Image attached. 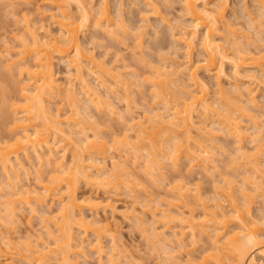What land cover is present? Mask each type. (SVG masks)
<instances>
[{
    "label": "bare ground",
    "instance_id": "bare-ground-1",
    "mask_svg": "<svg viewBox=\"0 0 264 264\" xmlns=\"http://www.w3.org/2000/svg\"><path fill=\"white\" fill-rule=\"evenodd\" d=\"M48 1L50 2L49 4H52L57 9L53 11L50 15L57 23V26H59L58 34L57 35L52 34L51 30L47 27V24H45L44 22L40 24V27H36L35 25H33L34 21L33 22L27 21L25 26L27 31V33L25 34L27 35H23L20 38L22 47L19 48L22 49L13 52L14 54L16 53V55L18 56L16 55L14 56V54L10 52L11 48L13 47H10V45H8L9 44L7 43L8 40L6 41L7 46L6 45L4 46L6 47L4 51L9 52L7 53L8 55L10 53L12 54L11 56L9 55L10 58L6 57V59L9 58L6 62L11 64L9 67H11L12 65L17 66L14 68L17 69L19 75L24 74V78H22V85L20 88L21 91L20 95L21 94L22 95L19 97H22L23 99L21 98L20 99L25 102L21 105L22 107L21 110L16 111L15 109L16 112L14 111V114L16 115L13 123L14 124L13 128L15 130L13 145L10 146L11 143L7 142V141H11V139L7 141L0 139V167L3 169L4 177L7 179V180L6 179L2 180V182L4 181L5 182L3 183V185L0 186L1 187L0 191L3 190L2 189L3 186L7 184L11 189L10 190L11 192L9 193H11V195L13 196L12 197L11 195L10 196L5 195L6 199H4V201L3 199L2 200L0 199L1 202L0 206L2 208L4 207L6 208V209L4 208L5 209L4 213L6 214L5 216V214L1 213L2 212L1 210L3 209L0 207V214H2L0 216L2 217L0 218V220L3 219L4 217L5 219H8V222H12V223L15 222L16 216L21 211L22 207L24 208L26 205L29 206L30 209L34 212L37 210L36 209L37 207L35 206L36 204L37 205L40 204L42 207H45V205L47 204L46 207L47 206L51 207L50 203L52 204V202L53 203L55 202L52 201L53 199L59 201V206L55 209L57 212L55 210L53 212L51 207L48 208L49 210L45 209V212L43 211L44 213H42L41 215L42 221L44 222L42 223L44 225L46 233L49 236L48 238L49 240L45 239V237L42 234H39L37 238L35 237V239L34 237L28 236L29 239L26 238V240L27 239L28 240L24 241L23 243L24 248H23V245L21 247V245H18L16 243L18 245L17 246L15 244V242L13 241L14 240L13 235H11L12 236L11 237L10 234L8 235V233L6 234L3 231L0 232V236H1L0 240H2L0 241L1 243L0 264H13L14 263L13 255H17L18 253H20L24 257V259L27 260L28 262L27 264H51L50 263L51 259L49 258V256L52 253L56 254L54 255L58 260L56 264H82V261L80 258L78 259V256L82 254L84 256L86 255L87 253V251H85L87 248L86 246H90V247L92 246V248L96 250V252L98 253V264H121L122 263L121 261H123L122 258L124 257L128 258L132 254L130 252H129L130 254L129 253L127 254V252L125 253L126 248L125 250H123L124 248L119 247V245L120 246L122 245L121 241H120L121 243L119 242V244L114 242V240H116L118 236L115 234L116 232L113 231L114 227L112 226L111 222L109 221L107 222L104 218L103 219L105 221L102 222L101 220L102 218L100 219V217L98 216L99 215L98 209L100 210V207H102L101 209H103L109 206L115 210V205L113 204V200H111V197L109 199L108 196H106V198H104V196L101 197L102 194L101 195L97 194L98 192L94 193L95 191L91 193L90 192L91 190L89 191V189H92L91 187H95L97 185V187H101V188L106 187L107 192L110 193L109 191L110 189L108 188H111L113 192L114 188L116 189L121 183H123L124 185H126V187H128L127 189L129 191H127V193H132L134 190L133 188H130L132 187L130 185L131 184L130 181L132 179L130 178L131 180H129L128 178L130 175L134 174V172L133 170L130 171L131 169L129 170V167L127 165L122 164L123 161L122 162L120 161L121 162L120 163L118 160L115 159H114L115 161L112 160L113 164L110 168V166H108L107 164L108 163L106 158L107 154L105 153L107 151H104L105 149H107L106 147H108V145L106 146L107 139L105 141L102 135H99L100 133H98L96 130L95 131L93 130L95 134L93 133L94 135L92 136L88 135L89 133L86 134L87 131L85 130L87 128L85 129V127L87 124L84 122L85 120H82L84 118L81 119L78 118H80L81 117L80 115L82 114V117L84 115L88 119L87 116L91 114V111L89 113L90 108L88 109V107L95 105L98 107L96 110H98L99 108L106 109L105 107L108 108L110 106L112 108L111 109L109 108V110H111L109 112L114 111L115 107L113 103H110L111 99L109 97L111 96L109 94L111 93L113 94L114 91L118 89L116 85L119 86L123 84L122 86H124L125 89L123 87L122 88L124 89V91L126 90L125 91L126 95L130 94V91L128 90L129 89L128 87L130 85L128 86L127 84L128 79L124 75H121L123 72L119 71L120 67L118 63L114 64L113 61L112 62L110 61L108 63L109 60L108 61L102 59L98 60L96 55H94V52H92L93 54L91 53L88 54V51H86L87 46H85L86 44H84L85 41L82 40V35L88 32L87 31L89 29L88 26L92 28L91 26L92 24H94L96 27L97 26L101 27V29L103 28L105 31L107 30L106 32H108L109 34L110 33L114 34L117 31V29L120 28V27L117 28L118 25L116 29L113 28L115 22L118 24L121 23V25L119 26H121L123 29L122 31H124L128 35L129 31L126 30L127 27L124 26L126 25L124 23L125 19H123L122 17L124 16L123 11L125 10L124 7L125 2H123L124 0H117L115 2L114 10L116 12L113 11V13L114 12L117 13L118 19L120 20V21L117 20L118 21L117 22L116 20H114L115 18L112 15L113 14L112 5H111L112 0H98L96 3H94L93 0L92 1L48 0ZM145 1L148 5H150L151 3L150 6L153 9L156 8L155 11L153 9L152 11L154 12L159 11V9L156 6L157 0H155L156 2L154 0H145ZM182 1H183V6H184L183 8L185 14L187 15L186 16L187 18H185L187 22H185V20L183 23H181L183 20L178 21L180 22L179 23L180 28H178L180 29L179 32L180 34L177 33L178 32L177 30L174 34L175 38L172 41L178 40L180 42L179 44L181 43L184 44V48H186V53L184 52L185 55L183 56H186V59L179 60L178 58H175L176 56H173V58L171 56V59H169L170 56L165 55L166 57L160 56L161 58H159L158 60L160 59L161 60L157 62L159 64H157L156 61L155 62L153 61L152 65L150 64V61L148 62L150 65L149 67L152 66L150 68L151 72L149 73L151 74L153 73L150 76L151 78L148 77L149 80H147L149 81V83L151 82L152 90H154L153 91L154 93L151 94H154L155 97L154 100L157 98V96L158 99L161 97L159 99L161 102L160 101L158 102L159 103L158 107L156 105H154L156 106L155 108L150 107L151 108L150 111L152 112V114L150 115L149 113L143 114L146 116L144 120L138 119L137 121L136 119L138 116L134 118V115L131 119L132 122L128 118L130 122L129 123L130 126L126 128L128 130L129 129L131 131L135 130L134 132H137L135 135L138 138V140H136L137 138H133V140L131 139L132 141H134L133 147L135 151L131 147V144L130 145L128 144L130 143V139L127 136L129 135L128 130H127L128 134L127 135L125 134L126 137L124 135L125 141L124 138H122L121 141L118 140L116 136L115 138L118 142L120 141L119 143L123 141V143L119 145H123V146L125 145V147L129 145L127 148L128 152L127 149L125 150L127 153H130V151L133 150L134 153L133 152L132 153L135 155H133L132 161L134 162H132V167L135 165L134 168H137L136 167L137 163L138 164L143 163V161L142 162L140 161L142 158L139 159L140 157H142L141 156L142 149H146V150L150 149L149 151L147 150V153L143 152V157L146 155L148 156L145 157L143 165L140 166L139 164L138 166L144 169L143 172L151 176L152 179L154 178L156 179L157 177L159 178L160 176L162 177L164 174H166L165 168L167 170V167L163 165V162H165V160H170L171 163L169 162V165L172 164V166L178 167L180 166L181 161L183 160V156L185 158L187 157L189 162L188 164H191L188 170L191 167L197 166L196 164H198L199 166L202 164L201 167L203 166L205 169L211 167L212 169L214 170L216 169L217 171L218 165L215 162L214 154L209 149L211 148V146L208 143H207L208 145H206L205 144L206 142H204V140L205 141L207 140V137L205 135H207L209 138L212 137V135H210L211 133L213 134V136H216L217 135L216 130L222 127L221 129H225L224 130L225 132L227 131L231 136H233V138H235V142L238 144L237 148L235 147V149H237L235 151V153L237 152L236 156H238L239 154V156H241L242 158L244 157V159H246V161H243V166L246 163L248 164L251 163L253 167H251L250 169L248 168L246 169L248 170L253 169V173L252 171L251 172L248 171L250 172L249 175H246L245 173L242 181L245 180L246 185L243 186L242 184V186H238L240 187L239 189H236L237 185L235 186L233 182L229 181L230 179L228 180L225 179L229 182L226 183L228 187L226 184H223L227 188L224 187L220 182L221 185L218 184V186L215 188L217 195L214 192L212 195H210L212 197L208 198L209 200L206 199L209 195L206 196L205 193L202 192L203 190L199 188L201 186L199 185H198L199 187L196 186L198 191H195L197 189L189 185L190 181L189 182L182 181V183L178 182L179 184L176 187L174 186V189H176V191L174 190V193L176 195L178 193V195L177 196L174 195V196L175 198L181 197V201L183 202L185 201L183 206L184 208H182V206H180L179 203L176 204L174 203L173 200L171 201L170 199L167 200L161 199L162 205L161 204L158 205V203L155 202H154L155 205H153L151 204L152 201L150 202V200L145 197L146 198L145 200L149 201L150 203L144 201L145 204L143 205L144 206L147 205L146 206L147 209L146 208L145 209L151 212L149 214H152L151 216L152 222L151 220L147 222L146 220L148 218H144L142 216V214H144L142 211H141L142 214L139 215V213L136 212L137 209L136 210L132 209L134 211V212L132 211L134 214L132 213L133 215L131 214V216L135 217L134 219L137 221L135 222L139 224L141 230L143 228L144 230H146L145 228L146 225L148 224L151 225V227L148 228L147 230L149 231L152 228L151 232L150 231L147 232V234L148 233L151 234V236L150 234L148 235V238L149 239L151 238L150 241L153 240L152 242H154V245H152V247L153 246L156 247L155 250H157V254L159 253L160 257H162L161 255L163 253L166 254V256H168V257L165 256L166 257L165 259L169 260V257L170 259L173 257L172 252L176 251L174 249H176L175 246L178 244L179 247H182V250H184L185 248L188 249L189 247L188 250L185 249V252L188 251L187 252L188 255H187V259L184 260L189 262L190 264H207L206 262L209 261L207 258L210 256L209 253L213 255V257L212 256L211 257L214 258L215 260L213 262L214 264H264V230H263L264 228L263 226L261 227V224L264 225V213L260 211L261 212L260 214L259 213L253 214V210L255 208L253 209L252 206L253 204L251 203L252 200H254L253 196L255 195L254 194L255 190L260 191L261 194L264 193V173L262 172H261L262 174L260 173V171L263 170V165H264V161H261L260 157L262 156L263 158L264 156L263 154H261L260 157L258 155L255 157L251 156V154L252 155L255 154V152L250 153V151L254 150L253 149L254 147L252 146V150L249 149L250 151L248 152L247 149L245 148L246 146L244 145L245 141H249L250 139L252 140V141L250 140L251 142H253V140L261 141L264 137L263 136L264 127L259 120L261 118L257 116L258 115L257 113H256L257 115L255 114L256 115L255 116L254 113L249 112L250 111L249 108L255 107V105L257 106L261 101L260 99H262V98L258 99L259 97V94L257 93L258 84L257 87L255 88L250 84L251 83L250 80L251 79L258 80V77L259 78L262 77L263 81H261L262 79H259L258 83L260 81L264 82V48L262 49L259 48V45L261 47H264V45H261L264 44V38L258 32L259 35L257 36L260 37H258L259 39H257V41L259 40L258 41L259 44H256V46L258 45L257 47L255 46L256 48L251 46L252 42L250 43L251 39L249 38L252 36L249 37L247 35L249 38L245 37L246 39L242 37L245 39L247 43L245 41H239L240 39H238L237 37L240 34L238 36L235 35L236 29L232 26L234 23L230 21L228 17H226L228 0H182ZM256 1L258 2L257 4L259 5V7L257 6V8H259L260 11L261 9H264V0H256ZM91 2L93 4H91ZM73 3H76L75 5H77L76 7L78 8L77 11H79L78 12L79 15H77L76 14L77 12L73 10L72 13L71 4L74 5ZM244 4H246L244 5L246 6V8L243 6L247 12L246 14H248V17H250L249 22L251 23V21L253 20V23L256 24L255 22L257 20L259 21L260 19L259 15L261 16L264 15V10H262L263 14L258 13L259 18H257L255 17V15L252 14L251 12L252 9L250 8V6L249 7L247 6L248 3H244ZM236 11H234L235 14H237ZM98 13L99 15H97ZM73 14H76L77 16ZM94 15L96 17H94ZM158 16L162 17L163 15L158 14ZM263 17L264 16H262V18ZM148 19L150 20L149 17ZM148 19L147 22H149ZM169 21L168 23L170 24ZM253 23L251 24L248 23V24L249 26H252L253 29H255ZM258 24H260L259 26L262 27L263 23L262 24L257 23V25ZM257 25H255L256 29H258ZM169 27L171 28V26ZM176 27H174L175 30ZM38 28L42 29L43 32L42 34L39 32ZM128 28H130V26ZM200 29H203V31H200ZM224 30L227 32L226 35L224 34L223 36L222 33L224 32ZM199 31L202 33H200ZM140 32L137 33L135 32L136 34L134 33L135 34L134 37L138 38L136 39V42L140 40L138 41V43H136V45L143 47L144 42L142 38L144 37H142L141 35H143L144 33L141 32L142 33L141 34ZM117 33L118 31L115 34L120 37L119 33L118 34ZM176 33L178 35H176ZM115 34L114 37L116 38ZM119 37L117 39H119ZM247 38L249 39V41L247 40ZM243 42H245L246 44H244ZM249 44L250 46H247ZM176 45H178V43ZM197 46L198 48L200 47V49L202 48V52L199 51V54L200 53L202 54H200L201 57L197 56L198 58H195L194 54H195V48ZM180 47H182V45ZM230 48L232 50H229ZM196 51H198V49ZM22 53L24 55H22ZM56 56H59L58 57L59 60L61 59V61L63 60L66 61L67 66H69L70 68L69 71L71 69L73 71L74 69V71L76 72V73L75 72L69 73V74L73 73L71 74V76L68 75V77L70 78L72 77V75H75L73 78H75L76 82L75 81L71 82L73 78L72 79L69 78L70 81H68L69 83L66 89L62 86L61 80L58 76L59 72L55 67ZM28 57H31L32 62ZM117 57L118 58H116V62L118 61L120 62L122 58H119V55ZM144 58H145L144 56L143 57L141 56L140 60H145ZM167 59H169L170 61H168ZM8 63L7 65H9ZM121 66L123 67L126 65L123 64ZM228 66H230L229 70H228ZM116 67L117 68L119 67L118 68L119 70ZM243 68L244 69L247 68V69L243 70ZM203 69L204 71L210 74V78L211 76L213 77L211 79H213V82L216 85V87L214 86L216 90L213 87L214 88L213 92L216 91L215 94L211 91L212 90L211 88L212 86H210L211 80L205 79L203 77L204 73L203 74L201 73ZM256 70L257 71L261 70V72L258 73ZM182 72L183 73L186 72L187 74H189L188 78L190 79L188 78L186 79L189 81L191 80L190 85L193 84L194 86L193 85L192 86L195 88L192 87L193 89L190 90L191 88L189 87L191 86L188 87L189 81L187 82L186 79L184 81L183 80L184 77L183 78L181 77L183 75H179V73L181 74ZM230 72L235 77V80L233 79L234 80L233 82L230 81V83L235 84L232 85V87L230 86L231 85L230 83H229L230 87L228 85H224L226 83V82L224 83L225 81L224 78L228 77L230 80L232 78V76H230L231 75ZM135 73L134 75L138 76V74ZM168 75L172 77L169 79ZM174 75L176 76L173 77ZM90 76H94L97 78V80L99 81L97 82L101 84L100 88H98L99 84L97 86L96 83H92L93 80L92 79L90 80ZM146 76L145 79H148ZM165 79H167L169 82H166L167 80ZM177 79L183 80V82L179 80V82H182V83H178L179 85L180 84L183 85L184 82L188 84V85L185 84L186 88L184 87L186 91L182 90V87L184 85L183 86L177 85L176 83V81L178 82ZM248 79H250L249 80L250 83L246 81ZM170 82L172 84L176 83L175 86H179L177 90L180 93V95H182V92L185 91L184 96L181 97L175 96V90L173 95L172 94L173 91L171 92L169 89L173 90L176 88H172L170 86L172 85ZM167 83H170L168 86L170 88L167 87ZM76 86L77 87L81 86V87L77 88ZM102 86H104L103 88L106 87L105 90L107 91V95L104 89H103V91H105L104 95H102L103 91L101 92L99 91L101 90ZM63 88L66 90V92L62 90ZM82 88H83L82 92H84V94H86L87 97V99L85 98L86 103H84V101L83 103H81L82 102L81 100L84 97L83 98L80 97L82 96L81 95L82 92H80L79 90L80 89L82 90ZM152 90L150 89V92ZM167 91L170 93H168ZM115 92L117 93L118 90ZM60 93L64 95L68 93V95H66V98L70 99L69 102L72 103L70 105L73 106V107L71 106L70 108L71 112H68L67 115L64 113V118L61 117V115H63L61 113L62 111L61 105L58 108L56 107L57 109L55 108V110H57L56 112H54L55 110L51 107L52 106L51 103L54 102L53 99H55L54 97H58V94L60 95ZM211 93H213L215 96H212L213 94ZM78 94L80 96H78ZM169 94L170 95L172 94L174 96L173 100L170 99L172 100V102L169 100L168 97ZM262 95L264 96V94ZM246 100L250 101V102L247 101V103L254 105L249 106L248 108L247 105L249 104L246 103ZM242 103H245L247 105ZM103 104H107L108 106L105 105L104 107ZM13 105L18 106L19 103L15 102L13 103ZM84 111L88 115L83 114ZM116 111L118 112V110H115V113ZM238 112L240 113V115ZM78 114L79 116H76ZM92 114L90 116H92ZM119 114H121V112ZM245 114L246 115L248 114L247 116L249 117L248 118L249 122L246 121L247 124L245 123V120H243L245 118V117L243 118V115L245 116ZM196 115H198L199 118L202 117L200 120L203 121L205 125L199 124L200 120L195 119ZM66 116L67 118L65 119ZM119 116L123 118L122 114ZM133 118L136 121L135 120L133 121ZM39 119H41V121ZM211 121H213V123L219 121V123L217 124L221 127L218 126V128L216 129V127H214L216 126V124L214 125L213 123H211L212 125L211 124L209 125ZM261 122L263 121L261 120ZM248 123L253 124V126ZM66 124L68 125L65 126ZM129 124L127 123L126 126H128ZM197 129L201 133L202 141L200 139H195L196 134L194 131H197ZM59 133L61 135H58ZM67 133H70L69 135H71V137H68ZM72 133H75V135L73 136ZM79 133H81V135L85 133V135L84 134L83 136L77 135ZM193 133L195 134V136ZM208 133L210 134L208 135ZM62 134L65 135L71 141L68 140L67 143V139L65 136L63 138H59L60 136L62 137ZM131 134L129 135L130 138H131ZM160 135H163L164 137L162 136L160 137ZM133 136L134 134L132 135V137ZM204 137H206V139ZM64 138L66 143L62 141ZM164 140H166L167 144H165L166 142ZM257 143H255L256 146L264 142L261 141L260 143L258 144ZM261 145L259 147L257 146L256 148H260ZM71 146L73 147L72 149L69 148ZM262 146H264V144ZM67 150L68 152L69 151L73 152L72 153L73 156L71 155L72 156L71 161L70 159L67 158V153H68ZM33 151L35 153V162L34 159L32 158L33 153H30ZM103 152H104L103 155L105 156L101 155ZM258 152H260V150ZM23 154L26 157H28L27 158L28 162L32 163L33 165L35 163H38L37 165L39 167L35 165L36 167H38V169L36 168L35 170H37L38 172V176L36 177L38 180L37 182L40 185V189H38L36 185L34 188L26 187L23 184L25 186L24 187L22 183H20V185H22L23 188H21L22 186L19 185V181L22 179L21 178L22 168L27 169L25 170V172L28 173L29 170L28 167L30 166V165L28 167L26 166V164L28 165V163H25L26 160L25 161L23 160L22 158ZM138 160L140 162H138ZM233 161L235 160L233 159ZM45 164L46 166L48 164H53V167L50 166L53 168L51 169V171L53 170L52 172L53 174H54V170L56 171V174L54 175L52 174L51 178L49 175L48 181H45V179H43L44 177L41 172V168L43 165L45 167ZM135 170L137 169H134V171ZM254 171L257 172L258 174L255 173ZM1 172L2 170H0V174ZM242 172L240 174H242ZM251 175L253 177L250 178ZM255 175L260 181H258L257 178L255 179ZM158 178L156 180H158ZM249 178L253 181H250ZM159 181L161 180L159 179ZM2 182L0 181V184ZM83 182H85L89 186V188L87 187L88 188L87 190L89 192L84 191L80 193L81 192L80 188ZM247 182L253 184V186L252 185L250 186V184L248 185ZM16 184L18 185V187ZM193 190L195 191V193ZM239 190L240 193L238 194ZM132 194H134V196L136 197L135 193ZM136 198H138V196ZM49 199H51L52 202L49 201ZM47 201L48 203L49 202L50 203L49 204L46 203ZM194 203H196V205ZM171 204L173 205L175 204L177 206L176 207L174 206L175 208H173ZM166 205L168 206L166 207ZM134 206L133 208H135ZM85 208L86 209L89 208V210L93 212V214L94 213L95 214L92 216H90L89 214L88 216L85 213L84 210ZM198 208L201 209L200 210L201 212L196 210ZM173 209L175 210L173 211ZM114 210H112L113 213ZM169 210H172L173 212ZM162 217H164L165 220H163L164 218ZM173 219L175 221L176 219H181L183 221L182 224L185 221L187 222V224L185 222L186 226L184 225L186 229L183 228L184 230L181 231L178 229L181 235L179 232H177L178 230L176 231L172 227L173 228L172 234L175 237L177 236V241L175 237L174 240L172 238L173 236L172 237L170 236L171 234H169L168 231L166 232V230L164 229L165 227L163 229H159L160 227L156 225L157 224L156 222L159 223L161 221L164 226L168 224L170 225V227L169 226L168 227L171 228L172 224H170L169 220H171L172 222L174 221ZM232 219L234 222H235L234 219L237 220V223H235V225L236 224L237 225L236 227L233 226L234 228H230L231 227L230 223L232 222ZM74 220L78 222L81 226H83L85 231L88 232L89 230L92 231L91 233L95 234L97 238L93 240L96 241L89 242V240H87L89 238L87 239L81 238L79 237V235H78L79 240H77L76 239L77 235H75L76 229L75 226H73V224H76ZM73 227L75 230L73 229ZM84 229L81 232H85ZM107 235L110 236L112 238V241L114 242L112 245V250L108 252L105 251L104 249L105 246L103 245V239H102L104 236ZM202 235L203 236L207 235L209 237L208 241L206 240V242H208V246L205 245L203 248L205 250H202V252L204 251L203 253H205V251L208 250L209 253L207 251L208 255L206 254L207 256H205V261L202 259L197 261L196 256L197 255L200 256L203 253L201 252L200 254L199 252V254H197L194 252H196L195 251V249H197L196 246L197 244H199L201 239H203L202 241H204L205 237L201 238ZM186 237H188V240H186ZM85 241H88L89 244L91 245L88 244L86 245L87 242ZM175 241L177 242L176 245L172 243ZM190 245L193 248H191ZM179 247L177 248L179 249ZM14 251L18 253L12 254L14 253ZM159 251H162V254ZM106 253L108 256L107 260H105ZM20 254H18L19 257ZM52 256L53 255H51V257ZM2 257H5L4 258L5 260H3ZM130 258L133 259L132 256ZM173 258H172V262L175 260ZM131 259L128 258L127 261L126 260L124 261H126V263L129 264ZM175 262L178 261L175 260ZM175 262L174 264H176ZM130 263L134 264L133 260H131ZM160 264L163 263L161 262Z\"/></svg>",
    "mask_w": 264,
    "mask_h": 264
},
{
    "label": "rangeland",
    "instance_id": "rangeland-1",
    "mask_svg": "<svg viewBox=\"0 0 264 264\" xmlns=\"http://www.w3.org/2000/svg\"><path fill=\"white\" fill-rule=\"evenodd\" d=\"M90 1H92V0H90ZM93 1H94V3H96L98 0H93ZM116 1L117 0H112V3H111V5H112V13H113V11H115L114 10L115 9L114 6H115V2ZM245 1L244 0H228L227 9H226V13H227L226 14V17H228V19L234 23L232 26L236 29L235 31L237 33L235 32V35H237V36L239 34L241 35V36L239 35L238 37L236 36L238 39H240L239 41H245V39H246L245 37L252 36V37H250V38L248 37V38L251 39V41H250V43L252 42L251 46L252 47H255L256 44H259V42H258L259 40L257 41V39H259L258 37H260V36H257V35L260 34L264 38V30H263L264 29V27H263L264 26V17L262 18V16H264V15H262V16L259 15L260 16V19H261V20L259 19L260 22L258 20H257L258 22L256 20H254V21H256L255 22L256 24L253 23V20L251 21V23L254 24L253 26H254L255 29H253L252 26H249V24H251L249 22L250 21L249 20L250 17H248V14H246L247 13L246 10H245L246 6H244L246 4H244V3H248L247 6L248 7L250 6V8L252 9L251 10L252 14L255 15V17H257V18H259L258 13L259 14L260 13L263 14L262 13V10H264V9H261V11H260V9L257 8V6L259 7V5L257 4L258 2L256 0H245ZM123 2H125L124 3L125 10L123 11L124 16H122V17H123V19H125V21L124 20L123 21L126 24V25H124V26L127 27L126 30L129 31L128 35L124 31H122L123 30L122 27L119 26V25H121V23L118 24V23L115 22V25L113 27V28L116 29V27L118 25L117 28H119V27L121 28V29L120 28L117 29L120 37L115 34L117 32L115 30L116 32L114 34H115L116 38L114 37V34L110 33L112 35L111 36L108 32H106L107 30L105 31L103 28L101 29V27H99V26L96 27L94 24H92V25L90 24L92 26V28L90 26H88V28H89L87 30L88 32H86V33H84V35H82V40L85 41L84 44H86L85 46H87L86 51H88V54H90V53L93 54L92 52H94V55H96V57H97L98 60L99 59L100 60L102 59V60H105V61L106 60L107 61L109 60L108 63L110 61L111 62L113 61L114 64H117L118 63V65L120 67V68L119 67L118 68L120 70L117 67L116 68L119 71H122L123 72L121 75H124L125 77H127V79H128V83L127 84H128V86L130 85L128 87L129 88L128 90L130 91V94L129 95L128 94L126 95V92H125L126 90L124 91L125 88H124V86H122L123 84L122 85H119V86L116 85L118 89L117 88H115V89H117L118 92L119 91L120 92L119 93L118 92L116 93L115 91H117V90H115L113 94L112 93L111 94L108 93L112 98L109 97V96H107V97H109L111 99V102L110 103H113L114 104V107H115L114 109L115 110H118V112L116 111V113H115V110L114 109H113L114 111L109 112V111H111V110H109V108L111 109L112 107H110V106L108 108L105 107V105L108 106L107 105L108 103L107 104H103L106 109L99 108L98 110H96L98 107L95 105V106L88 107V109L90 108L89 109V113H90V111H91V114L93 113L92 116H90L91 114L88 115L84 111L83 114H85V115L87 114L88 115L87 116L88 119L84 115L82 117V114L80 115L81 117L78 118V119L84 118L82 120H85L84 122L87 124L86 127H85V129L87 128L85 130V131H87L86 134L89 133L88 135H91L92 136V135L95 134L94 131L96 130L98 133H100L99 135H102V137L105 139V141L107 139V143L108 144L106 143V146L108 145V147L105 146L107 149H105L104 151H107L105 153L107 154L106 155L107 162H108L107 164H108V166H110V168H111V166L113 164V161L118 160L119 162L120 161L121 162L123 161L122 164L127 165L129 167V170L131 169L130 171L133 170L134 174L130 175L128 179L129 180L132 179L130 181L131 184L129 183L132 186L130 188H133L134 189L132 193H135L136 197L138 196V198H136L134 196V194H132V193H127V191H129L127 189L128 187H126V185H124L123 183H121L118 186L119 188L117 187L118 189L117 188L116 189L114 188L113 192H112L111 188H108V189H110L109 190L110 193L107 192L106 187H104L105 188L104 189V188H101V187H97V185L95 187L99 191H97L95 187H91L92 189H89V191L91 190L90 191L91 193H93L94 191H95L94 193H97L98 192L97 194H100V195L102 194L101 197L104 196V198H106V196H108L109 199L111 197V200H113V204L115 205V210L112 209V207H109V206H107L106 208H103V209H101L102 207H100V210L98 209V213H99L98 216L100 217V219L102 218L101 219L102 222H104L105 220L107 222L108 221L111 222L112 226L114 227L113 228L114 230L113 229L112 230L114 232H116L115 234L118 236L117 239L114 240V242H116L118 244H119L120 241L122 242V245L121 246L119 245V247L120 248H124L123 250H125V248H126L125 253L127 252V254H128L130 252L132 254L131 256H132L133 259L130 258L131 256H129L128 258L131 259V260H133V263L134 264H160L161 262L163 264H174L175 260L178 261V262H175L176 264H181V263L183 264L184 262H185L184 264H186V263L190 264L189 262H187V261L184 260V259H187V255H188L187 252L188 251L185 252V249L186 248L184 249V247H183L184 250H182V247H179V245L176 242L177 241V236L175 237L172 234V232H173L172 229L173 228L176 231L178 229L180 231L186 229L184 227V225L186 226V224H187L186 221H185L186 224H185V222L182 224L183 221L181 219H176V221L173 219L174 221H172V222H171V220H169L170 221V224H172L171 225V228H169L170 225H168V224L166 225L167 227L164 226L161 221L159 223L156 222L157 224L155 223L158 227H160L159 229H163L165 227L164 229L166 230V232L168 231L169 234H171L170 236L171 237L173 236L172 238L174 240L176 238V241H175L176 243L175 242H172L174 245H176V244L178 245V246L177 245L175 246L176 249H174V250H176V251L172 252L173 254L171 253L173 255V257H175V258H173L171 256L173 259H175L172 262V258L170 259V257H169V260L168 259H165L168 256H166V254H164V253L162 254V251H159V252H161V254H162L161 256L162 257H160L159 253L157 254V250H155L156 247L155 246L152 247V245H154V242H152L153 240L150 241L151 238L150 239L148 238V235L150 233L147 234V232H149V231L151 232V230H152V228H151V230L147 231L148 228L151 227V225L148 224L149 226L146 225V227H145L146 230H144V228L141 230V227H139V224H137L136 223L137 221L134 219L135 217L134 216H131V214L134 212L133 210H136L137 209L136 212L139 213V215L142 214V212H143L145 215L142 214V216L144 218H148L147 220L145 219L148 222V221H150L152 219V217H151L152 214H149L151 212H149L148 210H146L147 209L146 208L147 205L146 206L143 205V204H145L144 201H146L145 200L146 198L149 199L150 202L152 201L151 204H153V205H155V203H158V205H160L161 204V199H163V200L170 199L171 201L173 200L174 203H176V204L179 203L180 206H182V208H184L183 206H184L185 201L184 202L181 201V197H179V198L176 197L175 198V196L178 195V193H177L178 191L176 192L177 195L174 193V190L176 191V189H174V186L176 187L179 184L178 182H181L182 183V181H187V182L190 181L189 182V185L192 186V187H194L195 189H197L196 186L197 187L201 186L199 188H201L203 190L202 192H204L206 196L209 195L206 199H208L209 197H212L210 195H212L214 192L217 195V192H216V189L215 188L218 186V184L219 185H221V184L223 185V184L229 183L227 181L228 179H230L229 181L233 182L235 186L237 185L236 186V189H239L240 187H238V186H242V184H243V186L246 185L245 184L246 181L245 180L242 181V179H243L245 173H246V175H249L251 171L253 173V169L252 170H248V169H250L253 166H252L251 163H249V164L246 163L245 164V162H244V164L246 166L245 165L243 166V161H246V159H244V157L242 158L241 156H239V154H238V156H236L237 152L235 153V151L237 149H235V147L237 148V145L238 144L235 142V138H233V136H231L227 131L225 132L224 131L225 129H221L222 127L217 124V123H219V121L218 122L216 121V123H213V121H211L209 123V125L211 123H213L214 125L216 124V126H214V127H216V129L218 128V126L221 127V128H219L218 130H216V132H217V135L216 136H213L212 133L211 134L208 133V135L209 134L212 135V137H210V138L207 135H205L207 137V140H209V141H207V140L205 141L204 139L203 140H204V142H206L205 143L206 145L210 144V146H211V148H209V149L214 154L215 162L218 165V170L217 171H216V169L214 170L211 167H210L211 169L210 168L205 169L203 166H202L203 167L202 168L201 167L202 164L200 166L198 164H196L197 165V166H195L196 168L195 167H191L189 169L190 170L189 171L188 168L190 167L191 164H188L189 163L188 162V158L187 157L185 158L183 156V160L181 159L182 160L181 161V164L178 167H174V166H172V164L169 165L170 160H165V162H163V165L165 167H167V170L165 168L166 174H164L166 176L163 175L162 177L161 176L159 178L157 177L158 180H156L157 178L156 179L155 178L152 179L151 176H149L148 174H146L145 172H143L144 169H142L140 167V166L143 165L145 157L148 156V155L145 154L146 156L143 157V152L147 153V150L149 151L150 149H147V150L146 149H142V153H141L142 154L141 155L142 157H140L139 159L142 158L140 161L141 162L143 161V163H141V164L139 163L140 166H138L139 164L137 163V165H136L137 168H134L135 165L133 163L134 166L132 167V162H134V161H132L133 160V155H135V154H133L134 153L133 152V150H134V147H133L134 141H132V140H133V138H137L136 135H135L137 132H134L135 130H132L131 131L130 129L128 130L126 128V127H129L130 126L129 119L131 120L132 117H133V115H134V118H136L138 116L137 119H136L137 121H138V119L139 120H144L146 116L143 115V114H148V113H149V115L152 114V112L150 111L151 110L150 107H153V108H155L156 106L158 107L159 106L158 105L159 104L158 102L160 101L159 99L161 98L159 96L160 98L158 99V96H157V98L155 99L156 100V102H155V100H154V98H155L154 97V94H151V93H154L153 92L154 90H152L151 82L149 83V81H147V80H149V78H151L150 76L153 73L152 74L149 73V72H151L150 71V68L152 66L149 67L150 65H149L148 62L150 61V64L151 65L153 64L152 63L153 61L154 62L156 61V63H157V62H159L161 60V59L160 60H158V59L161 58L162 56L164 57L165 55H169L170 56V57L168 56L169 59H171V56H172V58H173V56H176L175 58H178L179 60L180 59L181 60H183V59L185 60L186 59V56H183V55H185L184 52L186 53V48H184V44H182V43L179 44L180 42L178 40H176L177 42L175 40H174L175 42L172 41V40L175 38V35H174L175 32L177 30H178L177 33L180 32V29H178V28H180V26H179V23L180 22H178V21L179 20L180 21L183 20L181 22V23H183L184 20H185V22H187V20L185 19V18H187L186 17L187 15L185 14V11H184V8H183L184 7L183 6V1L182 0H157V2L155 1L156 2V6L159 9V11H157V12H154L156 10V8L153 9L150 6L151 3H150V5H148L145 0H124ZM49 3L50 2L48 0H0V139L1 140H4V141H7V140H10L11 139V141H7L8 143L9 142L11 143L10 146L13 145L14 135H15V130L13 128V125H14L13 123H14V118H15V115L16 114H14V111H15V109H16V111L21 110V108H22L21 105L25 102V101H22L21 100V99H23L22 97H19V96L22 95V94L20 95V93H21L20 88H21V85H22V78H24V74L23 75H21V74L19 75V72L17 71V69L14 68V67H17V66L12 65L11 67H9L11 64H9L6 61L10 58L9 55L11 56L12 54L10 53L8 55L7 53H9V52H5L4 51V49L6 48L4 46L6 45V41L8 40L7 41V43H9L8 45H10V47H13V48H11V51L10 52L13 53L15 51H19V50L22 49V48H19V47H22L21 46L22 44H21L20 38L23 35H27V34H25V33H27L26 27H25L27 21L28 22H33L34 21L33 25H35L36 27H40V24L44 22L45 24H47V27L51 30L52 34H56L57 35L58 34L59 26H57V23L54 21V19L50 15L53 11H55L57 9L52 4H49ZM73 4L74 5L71 4V11L72 10L73 11H76L77 12L76 14L79 15V13H78L79 11H77L78 8L76 7L77 5H75L76 3H73ZM91 4H93V3L91 2ZM153 6H155V5H153ZM238 6H239V8H238ZM243 8H244V11H243ZM260 8H262V7H260ZM152 9L154 11H152ZM73 11H72V13H73ZM234 11H236L237 14H235ZM258 11H260V12H258ZM115 12L112 14L113 17L115 18V19L114 18L113 19L116 20V21L117 20L120 21L118 19L117 13H115ZM242 13H243V15H245V14L246 15L243 16ZM76 14H73V15L77 16ZM158 14L159 15L162 14L163 16L162 17L161 16H158ZM97 15H99V13ZM116 16H117V19H116ZM143 16H144V18H143ZM146 16H147V18H146ZM94 17H96V16L94 15ZM148 17L150 18V20L148 19ZM181 17H182V19H181ZM147 19L149 20L150 23L147 22ZM145 21H146V24H145ZM168 21L170 22V24L168 23ZM148 23H149L150 26L148 25ZM257 23H261V24L263 23L262 24V27L259 26L260 24L257 25ZM171 24L173 25V27H172ZM175 25L178 26V27H176ZM255 25L258 26L257 28L259 30L256 29ZM129 26H130V28H128ZM169 26H171V28L174 29V30H172ZM174 27H176V30H175ZM250 27H252V28H250ZM38 29H39V32L42 34L43 33L42 32V29H40V28H38ZM139 29H140L141 32L144 33L143 34L144 36L141 35L142 37H144V38H142L143 39V42H144L143 43L144 45L142 44L143 47L136 45V43H138V41H140V40H138L136 42V39H138V38L134 37V35L137 32H140ZM256 30H257V32H256ZM121 31H122V33H121ZM200 31H203V29H200ZM226 32L227 31L224 30V32L222 33L223 36H224V34L226 35ZM258 32H259V34H258ZM177 33H176V35H178ZM200 33H202V32H200ZM244 33H246V34H244ZM118 37H119V39H117ZM242 37H244L245 39L242 38ZM248 38H247V40L249 41ZM245 42H243V43L246 44L247 42L246 43ZM177 43H178L179 46L176 45ZM260 44H261V42H260ZM181 45H182V47H180ZM261 45H264V44H261ZM198 46L196 47L198 49V51H196L197 49L195 48V54H194L195 55L194 56L195 58L201 57L200 54H202V53L199 54V51L202 52V48L200 49V47L198 48ZM247 46H250V44L247 45ZM179 47H180V49H179ZM17 48H18V50H17ZM259 48L262 49L264 47H261L259 45ZM175 49H177V50H175ZM229 50H232V49L230 48ZM175 51H178V52H175ZM15 55H16V53L14 54V56ZM22 55H24V54L22 53ZM118 55H119V58H122L120 62L119 61L116 62V58H118L117 57ZM120 55H121V57H120ZM16 56H18V55H16ZM141 56L142 57L144 56L145 57L144 58L145 60H140V57ZM6 57H9V58L6 59ZM58 57L59 56H56V58H55V62H56L55 63L56 66L55 67H56L57 71L59 72L58 73V76H59V78L61 80L62 86L66 89V87H68L67 86L68 83H69L68 81H70V79H72L75 76V75H72V77L70 78V77H68V75L71 76V74H73V73H71V74H69V73L70 72H75V71H74V69H73V71H72V69L69 71L70 68H69V66H67L66 61L65 60L61 61V59L59 60ZM182 57H184V58H182ZM28 58H30V61H31V57H28ZM169 59H167V60L170 61ZM7 63L9 65H7ZM123 64L126 65V66H123L122 67L121 65H123ZM157 64H159V63H157ZM229 68H230V66H228V70H229ZM245 69H247V68H245ZM245 69L243 68V70H245ZM124 71H126V72H124ZM134 71L138 74V76L137 75H134V73H135ZM203 71H204V69L201 71L202 74L204 73L203 74V77L205 79H207V80H211L210 86H212L211 87L212 88L211 91L213 92L214 91L213 89L216 87L215 83L213 82V79H211L213 77L211 76V78H210V74L207 73L206 71H204V72ZM257 72L260 73L261 70H259ZM182 73L181 74L179 73V75H183L181 77L182 78L184 77L183 80L185 81V79L188 78L189 74H187L186 72H184L183 74ZM230 74H231V72H230ZM145 76L147 78L148 77L149 78L148 79H145ZM175 76L176 75H174L173 77H175ZM230 76H232L231 80L228 77L224 78L225 81L224 80L223 81H224V83L226 82L224 85H228L229 86L230 81L233 82L235 80L234 75L231 74ZM171 77L172 76H169V79ZM176 78H178V77H176ZM91 79L93 80L92 83H96L97 86H98V84H99L98 82L99 81L97 80V78L94 77V76H90V80ZM188 79H190V78H188ZM259 79H262V77H260V78L258 77V80H256V79H251V80L248 79V80H246L247 82H249V80H250L251 83L250 82L249 83L252 86H254L255 88L257 87V84H258V87H257L258 88L257 90L259 91V92L257 91V93L259 94L258 99L262 98V99H260L261 101L259 102V104L257 106L255 105V107H251V108H249V106H253L254 104L247 103L248 100H246V103L249 104V105H247L245 103H242V104H245V105L248 106V108L250 109L249 112L254 113V115L256 113L258 114V115L257 114L256 115L259 118H261V119H259V118L258 119L260 120V123L264 127V102H263L264 101V96L262 95V94H264L263 93L264 92V84H263L264 82H261V81H263V79H262L259 82L260 83L259 84L258 83ZM129 80H130L131 83L129 82ZM165 80H167V79H165ZM179 80H178V82L176 81L177 85H179L178 83H182L183 82V80H180L182 82H179ZM214 80H215V78H214ZM74 81H75V78H73L71 82H74ZM186 81L188 82L189 80L186 79ZM166 82H169V81L167 80ZM190 82H191V80L188 83L189 85L184 82L183 83L184 86L181 85V84L179 86H183L182 87V90H185V88H186L185 87L186 86L185 84H187L188 87L191 86L189 88H191L190 90H192L195 87H193L194 85L192 83L191 84L193 86L190 85ZM170 83H167V87L169 86ZM176 83H174V84L171 83L173 86L170 85L172 88H176V89H173V90L169 89V90L171 92L173 91V93H172L173 95H174V90H175V96H179V97L184 96V92L186 90L182 92V95H180V93L177 90L179 86H175ZM127 84H124V85H127ZM230 84H231L230 85L231 87H232V85H235V84H232V83H230ZM100 85L101 84H99V87L98 88L101 87ZM80 87L78 86L77 88H80ZM103 87L104 86H102L101 90H99L100 92L103 91V89L104 90L106 89V87L105 88H103ZM165 87H164V89H165ZM64 88L62 90H64L66 92V90ZM168 88H170V87H168ZM150 89L152 90L151 92H150ZM161 89H162V87H161ZM78 90H76V91H78ZM128 90H127V93H128ZM215 90H216V88H215ZM79 91L82 92L83 91V88H82V90L80 89ZM105 91H103V94L102 95H104ZM180 92H181V90H180ZM61 93H60V95L58 94V97H54L55 99L52 98L54 100V102L51 103V105H52L51 107L55 110L56 107L58 108L61 105V107H62L61 113L63 114V115H61V117L64 118V113L67 115L68 112H71L70 111L71 110L70 108H71L72 105H70V104H72V103L69 102L70 99H67L66 98V95H68V93L66 95L61 94ZM168 93H170V92H168ZM213 93L215 94L216 91L213 92ZM213 93H211V94H213ZM172 94L171 95L169 94V96L167 95L169 97V100L170 99H172V100L174 99V96ZM214 94L212 96H215ZM81 95L82 96H80L78 94V96H80L81 98L84 97L83 99H85V98L87 99L86 94H84V92H82ZM106 95H107V91H106ZM114 95H117V96H114ZM186 95H188V94H186ZM179 97H177V98H179ZM83 99L82 100L79 99V100L82 101L81 103H83V101H84V103H86V99L85 100H83ZM180 99H183V98H180ZM172 100H170V101L172 102ZM15 102L19 103V105L18 106L13 105V103H15ZM248 102H250V101H248ZM154 105H156V106H154ZM15 107H17V108H15ZM146 110H147V112H146ZM148 110H149V112H148ZM56 111L57 110H55L54 112H56ZM120 112L123 115V118L121 116H119V115H121V114H119ZM79 114L76 115V116H79ZM124 114H125V116H124ZM141 114H142V116H141ZM239 115H240V113H239ZM247 115L246 114H245V116L243 115V118L245 117L244 119L241 117L243 120H245V123L246 124H247V122H249V120H248L249 117ZM66 118H67V116L65 117V119ZM134 118H133V121L135 120ZM201 118L202 117L199 118L198 115H196V117H195L196 120L197 119L200 120ZM39 120L41 121V119H39ZM123 120H124V123H123ZM261 120L263 122H261ZM131 122H132V120H131ZM81 123H83V122H81ZM127 123L129 124L128 126H126ZM251 123H248V124H250V125L253 126V124H251ZM199 124H204L205 125V123H203V121H201V120H200ZM67 125L68 124H66L65 126H67ZM209 125H208V127H209ZM77 126H80V125H77ZM84 126H85V124H84ZM127 130H128L129 135L132 133L131 134V138H130L129 135H127L128 134L127 133ZM214 130H215V128H214ZM194 132L196 134L195 139H200L202 141L201 133L199 132V130L197 129V131H194ZM263 132H264V128H263ZM67 134H68V137H71V135H69L70 133H67ZM83 134L85 135V133H83ZM83 134L81 135V133H79L77 135L83 136ZM125 134L130 139V143H128V144L129 145L131 144V147L133 148V150H131V151L129 150L130 153H127L128 152V149L127 148H128L129 145L127 147H125V145L124 146L123 145H119V144H122L123 143V141L121 143H119V142L121 141L122 138H124V135ZM133 134H134V136L132 137ZM195 134H194V136H195ZM58 135H61V134L59 133ZM72 135L74 136L75 133H72ZM126 135H125V137H126ZM163 135H160V137L161 136L162 137L165 136V135L164 136ZM180 135H181V133H180ZM64 136L65 135L62 134V137L61 136L60 137L58 136V137L59 138H63ZM115 136H116V138H118V140H120L119 142L116 140ZM206 137H204V138L206 139ZM183 138H185V137H183ZM66 139H67V143H68V140L69 139L67 137H66ZM136 140H138V138ZM136 140H135V142H136ZM247 140H249V139H247ZM62 141L65 142V138ZM69 141H71V140H69ZM124 141H125V138H124ZM164 141L166 142V140H164ZM249 141H245L244 142V145L246 146L245 148L247 149L248 152L250 150H252V146L254 147L253 148L254 150L253 151H250V153H254L255 152V154H253V155L251 154V156H254L255 157V156L258 155L260 157L261 154H263V156H264V150H263L264 149V146H262L264 143H260L261 141L264 142V137H263V139L261 141L260 140L259 141L257 140L258 143H260L259 145H257L258 147L262 144L260 148H256L257 146H256L255 143H257V141H254V140H253V142H251L252 140L250 142ZM165 144H167V142ZM70 145H71V143H70ZM247 147H249V148H247ZM69 148L72 149L73 147L71 146ZM126 149H127V152L125 151ZM255 149H256V151H255ZM68 150H67V152H68ZM257 150L258 151L260 150V152H258ZM73 151H74V149H73ZM30 153H33L34 154V155L32 154V158L34 159V162H35V153H34V151L33 152H30ZM72 153L73 152H71V151H69L67 153V158L70 159V161H71L72 156H73ZM103 154H104V152L101 155H103ZM22 156H23L22 157L23 160L24 161L26 160L25 163H28V165L26 164V166L28 167L30 165L31 167L30 166L28 167L29 168L28 173L25 172V170H27V169H25V168L23 169L22 168V170H21L22 171V175H21V178L22 179L19 181V185H20V183H22V185L24 184L26 187H29V188H34L35 185H36V187L38 189H40V185L38 184V182H37L38 180H37V177H36V176H38V172H37V170H35L36 168L38 169V167H39L37 165L38 163H35L33 165L32 163L28 162V159H27L28 157H26L24 154ZM103 156H105V155H103ZM236 157H237V159H236ZM233 159L235 161H233ZM262 159H264V157L262 158V156H261L260 157V160L261 161H264ZM140 161L138 160V162H140ZM162 161H164V160H162ZM262 164H263V162H262ZM35 165L38 166V167H36ZM50 166L53 167V164H48L47 166L45 164V167H44V165L42 166L43 170L41 168V172H42L43 177H44L43 179H45V181H48L49 175H50V178H51V175L53 174L52 173L53 170L51 171V169H53V168L50 167ZM219 167H220V170H219ZM246 168H248V169H246ZM134 169H137V170L134 171ZM0 170H2V172L0 174L1 175L0 176V181L2 182V180L6 179V178L4 177V174H3L4 171H3V169L1 167H0ZM242 170H243V172H242ZM29 171H30V173H29ZM31 171H33V172H31ZM248 171H250V172H248ZM241 172H242V174H240ZM261 172L264 173V165H263V170H261L260 173ZM255 173H257V172H255ZM54 174H56V171L55 170H54ZM165 177H166V179H165ZM247 177H245V178H247ZM251 177H253V176L251 175L250 178ZM256 178L257 177L255 175V179ZM159 179L161 181H159ZM225 179H227V180H225ZM257 180H258V178H257ZM250 181H253V180L250 179ZM258 181H260V180H258ZM4 182H2L0 184V186L3 185ZM220 182H221V184H220ZM248 182H247V184L249 185L250 183H248ZM22 185H20V186H22ZM86 185L87 184L85 182L82 183L81 188H80V191H81L80 193H82L84 191L85 192L88 191L87 189L89 188V186L88 185L86 186ZM130 185H128V186H130ZM251 185L253 186V184H250V186ZM6 186H8V187H6ZM23 186L21 188H23ZM223 186L226 187L225 185H223ZM17 187H18V185H17ZM227 187H228V185H227ZM194 188H192V189H194ZM0 189H1V187H0ZM2 189L3 190L0 191V194H1L0 199L1 200L3 199V201H4V199H6V196H8V195L10 196L11 195V193H9V192H11L10 191L11 189L9 188V185H7V184L5 186H3ZM254 190H253V192H254ZM195 191H198V189L195 190ZM195 191H194V193H195ZM2 192H4V193L6 192L7 194L6 193L4 194ZM239 193H240V190H239L238 194ZM259 193H260V196H259ZM129 194H131V195H129ZM254 194H255L253 196L254 200H252V202H251L253 204L252 205L253 206V209L255 208L253 210V214H258V213L260 214L261 213L260 211H262V213H264V193L261 194L260 191H256L255 190V193ZM94 195H96V194H94ZM160 196H161V198H160ZM51 199H49V201H51ZM52 201H55V202L53 203ZM52 201H51L52 204L50 202L49 203H50V205L52 207V210L54 212V210L59 206V201L58 200L56 201V200H53V199H52ZM146 202H149V201H146ZM46 203H48V201ZM46 203H44V204H46ZM224 203H226V202H224ZM44 204H43V206H44ZM194 204L196 205V203H194ZM46 205H45V207H42L40 204L39 205L36 204L35 206L37 207L36 208L37 210L34 211V212L30 209L29 206H27V205L25 206L24 205L25 207L24 208L22 207V209H21L20 212L18 211L19 213L16 216L17 219L15 218L16 221L13 222V223L12 222H8V219H5L3 217V219L0 220V230H1L0 232L3 231L6 234L8 233V235L10 234V236L13 235V239H14L13 241L15 242V244L17 243L18 245H21V247L23 245V248H24V244H23L24 241H27L29 239L28 236L34 237V239H35V237L37 238L39 234H42L45 237V239H48L49 236L46 233V230H45L44 225H43L44 222L42 221V218H41L42 217L41 215H42V213L45 212V209L51 208L50 206H47L46 207ZM133 206L135 208H133ZM167 206L168 205H166V207ZM171 206H173V208H175L177 205L171 204ZM4 208H2L3 210H1L2 211L1 213L2 214H5L4 213L5 212L4 210L6 208L5 209ZM84 210H85V213L88 216H89V214H90V216H92V215L95 214V213L93 214V212H91L89 210V208L88 209L85 208ZM112 210H114V213H113ZM174 210L175 209H173V211ZM196 210L199 211V212H201L200 211L201 209H199V208L196 209ZM169 211L173 212L172 210H169ZM53 212H52V214H53ZM2 214H0V216ZM127 214L130 215V216H128ZM96 215H97V213H96ZM5 216H6V214H5ZM0 218H2V217H0ZM162 218H164V217H162ZM163 220H165V218ZM234 220H235V222L232 219V222L230 223L231 224V227L230 228L236 227L237 224L235 225V223H237V220L236 219H234ZM169 221H168V223H169ZM151 222H152V220H151ZM77 223L78 222H76V224H73V226H75V229H76L75 230L74 227H73V229L76 232L75 235H77L76 236V239L77 240H79V237H81V238H86V239L89 238V239H87V240H89V242L96 241V240H93V239L96 238V235L93 234V233H91L92 231H90V230H89V232L88 231H85V229L83 228V226H81L79 223L78 224ZM145 224H147V223H145ZM79 225L81 226V228H80ZM262 226L264 228V225L261 224V227ZM82 228L84 229V231L86 233L85 232H81V231H83ZM179 230L177 232H179ZM145 231H146V233H145ZM78 235H79V237H78ZM180 235H181V233H180ZM180 235H178V236H180ZM150 236H151V234H150ZM26 238H28V239L26 240ZM201 238H204V241H202L203 239H201V241L199 242V244H197V246L195 245L197 247V249H195L196 252H194V253L199 254V252H200V254H201L202 250H205V249H203L204 246L205 245L208 246V242H206V240L208 241L209 237L207 235H204V236L202 235ZM0 239H1V236H0ZM102 239H103V245L105 246L104 247L105 251L108 252V251L112 250V245L114 243L112 241V238L107 235V236H104ZM186 240H188V237H186ZM0 241H2V240H0ZM85 242H87L86 245L87 244L88 245H91V244H89L88 241H85ZM151 242H152V244H151ZM86 247H87L86 250H85V251H87L86 255L85 256L83 254L82 255H79L78 256V259L79 258L81 259L82 264H98V253L96 252V250L93 249L92 246L91 247L90 246H86ZM177 247H179L180 251H179V249ZM190 247L193 248L191 245H190ZM188 249H189V247H188ZM188 249H186V250H188ZM207 251L208 250H206L205 253H203L204 252L203 251L202 252L203 254H201L200 256L197 255L198 258L196 256V260L198 261V260L202 259V260L205 261V256L208 255L207 254ZM16 253H18V252L14 251V253H12V254H16ZM208 253H209V251H208ZM18 254H20V253H18ZM18 254L17 255H13L14 256V261H13L14 263L13 264H27L28 263L27 260H25L24 257L21 254H20V257H19ZM51 255L54 256L56 254H53L52 253ZM51 255L49 256V258L51 259V262L50 263L51 264L52 263L53 264H56L57 261H58L57 258L55 256H54L55 258L53 256L51 257ZM105 255H106L105 256V260H107V257H108L107 256V253ZM194 255H196V254H194ZM209 255L210 256L207 258L209 260L208 261L209 263L208 262H206V263L207 264H214L213 262L215 260H214V258H212L213 255H211L210 253H209ZM21 257H23V258H21ZM4 258L5 257H2L3 260H5ZM84 258H85V261H84ZM124 258H122L123 261H121L122 262L121 264H124V263L125 264H128V263H126V261H127L128 258H125V259ZM12 260H13V258H12ZM124 260H126V261H124ZM131 260H130V262H131ZM170 261H171V263H170ZM130 262H129V264H132ZM200 262H203V261H200Z\"/></svg>",
    "mask_w": 264,
    "mask_h": 264
}]
</instances>
